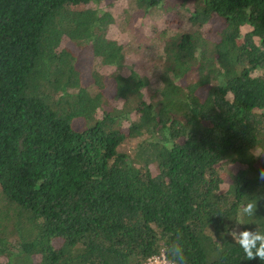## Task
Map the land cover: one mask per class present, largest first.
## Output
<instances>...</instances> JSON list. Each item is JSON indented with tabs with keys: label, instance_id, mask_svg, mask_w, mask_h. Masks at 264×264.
<instances>
[{
	"label": "trees",
	"instance_id": "16d2710c",
	"mask_svg": "<svg viewBox=\"0 0 264 264\" xmlns=\"http://www.w3.org/2000/svg\"><path fill=\"white\" fill-rule=\"evenodd\" d=\"M105 2L0 0V264H264L233 235L264 234V0H195L154 77Z\"/></svg>",
	"mask_w": 264,
	"mask_h": 264
},
{
	"label": "rangeland",
	"instance_id": "374dc122",
	"mask_svg": "<svg viewBox=\"0 0 264 264\" xmlns=\"http://www.w3.org/2000/svg\"><path fill=\"white\" fill-rule=\"evenodd\" d=\"M132 1L106 0L100 5V9L110 11L114 15L116 22L109 30V37L124 45L127 53V64L130 68L143 75L154 77V72L159 69L157 59L163 48L162 32L169 33V31L176 32L188 29L189 24H187L186 18L194 13L195 0H189L186 4H183L182 0H166L159 9L151 13H145L143 10L134 11ZM223 26V20L215 18L205 29L207 38L218 41ZM68 46L78 57V65L82 71L84 82L89 84L93 65L91 49L89 47L80 49L72 43H68ZM157 85V81L153 79V87L148 90L149 93L147 91V96L152 93L155 94V86ZM207 90L201 93L203 97H205ZM115 94V85L109 82L107 95L113 99ZM262 112L264 113V111ZM225 169L222 167L221 172L225 173ZM228 169L235 172L239 167L231 166ZM240 233V226H236L233 235L239 239Z\"/></svg>",
	"mask_w": 264,
	"mask_h": 264
},
{
	"label": "clouds",
	"instance_id": "9594fccd",
	"mask_svg": "<svg viewBox=\"0 0 264 264\" xmlns=\"http://www.w3.org/2000/svg\"><path fill=\"white\" fill-rule=\"evenodd\" d=\"M253 209L254 205L250 203L247 205V208L245 210L249 214H251L253 212ZM256 241H260L258 247L256 245ZM238 242L243 246V250L249 260L257 256L261 259H264V234H253L250 231L245 230L240 233V238ZM253 248H255V251H253Z\"/></svg>",
	"mask_w": 264,
	"mask_h": 264
},
{
	"label": "built area",
	"instance_id": "2783aa9c",
	"mask_svg": "<svg viewBox=\"0 0 264 264\" xmlns=\"http://www.w3.org/2000/svg\"><path fill=\"white\" fill-rule=\"evenodd\" d=\"M147 264H176V263L169 261L164 254H161L160 256L149 259Z\"/></svg>",
	"mask_w": 264,
	"mask_h": 264
}]
</instances>
